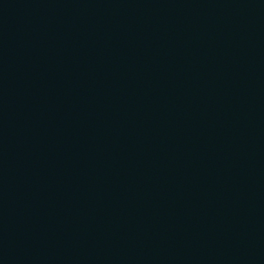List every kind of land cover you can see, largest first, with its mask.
<instances>
[{
  "label": "water",
  "instance_id": "1",
  "mask_svg": "<svg viewBox=\"0 0 264 264\" xmlns=\"http://www.w3.org/2000/svg\"><path fill=\"white\" fill-rule=\"evenodd\" d=\"M0 264H264V0H0Z\"/></svg>",
  "mask_w": 264,
  "mask_h": 264
}]
</instances>
